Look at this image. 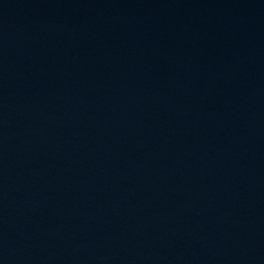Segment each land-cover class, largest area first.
<instances>
[{
	"label": "water",
	"instance_id": "water-1",
	"mask_svg": "<svg viewBox=\"0 0 264 264\" xmlns=\"http://www.w3.org/2000/svg\"><path fill=\"white\" fill-rule=\"evenodd\" d=\"M0 264H264V0H0Z\"/></svg>",
	"mask_w": 264,
	"mask_h": 264
}]
</instances>
